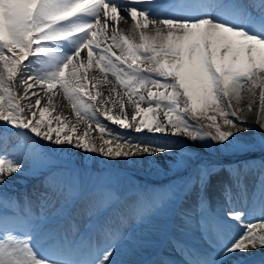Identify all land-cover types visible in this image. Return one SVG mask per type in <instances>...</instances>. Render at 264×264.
I'll return each instance as SVG.
<instances>
[{"label": "snow or ice", "instance_id": "obj_1", "mask_svg": "<svg viewBox=\"0 0 264 264\" xmlns=\"http://www.w3.org/2000/svg\"><path fill=\"white\" fill-rule=\"evenodd\" d=\"M246 98L248 112L258 100L259 132L236 106ZM0 131L18 138L0 152V186L14 174L40 180L31 193L0 190V264H129L114 255L121 241L129 255L142 244L123 229L165 200L182 205V237L208 244L171 237L184 264H264V0H0ZM197 146L237 158L218 179L228 207L210 206L220 166ZM68 148L114 163L174 155L173 172L194 171L154 205L145 190L114 223L100 220L115 195L96 189L82 230L71 219L85 198L80 177L52 165Z\"/></svg>", "mask_w": 264, "mask_h": 264}, {"label": "bare ground", "instance_id": "obj_2", "mask_svg": "<svg viewBox=\"0 0 264 264\" xmlns=\"http://www.w3.org/2000/svg\"><path fill=\"white\" fill-rule=\"evenodd\" d=\"M130 27H131L130 21H127V22L121 21L119 24L120 29L127 30ZM248 99L249 98H246L241 104L236 105V106L245 108V112L242 113V115H245L248 123L251 124L252 127H254L256 129V131L259 132V126L256 124L259 103L257 100V103L253 105V111L248 112L247 108H246V105L248 103ZM64 103H66V101ZM66 111H67V109H66ZM111 126L113 128H117V130H119V131H126V130L118 129V126H115V125H111ZM240 135L244 138H248L247 133H241ZM130 136H132V135H130ZM159 137H161V136L159 135ZM162 138L169 139V141L170 140L175 141V139H176L175 137H172L174 139L167 138V137H162ZM158 142L163 143L164 141L158 140ZM189 142L190 141H184V145H186ZM5 144L7 145L8 151L11 152L13 147L18 144V138L16 136H6L5 137V136H2L1 132H0V146H1L0 152H3ZM190 145H191V142H190L189 146ZM58 155H63L64 157H68V156L72 157L73 159H75L77 162H80V163L91 162L95 166H101L103 164V162H108L111 165H115V166H118L121 168H125V167L133 168V169L139 168L142 170H147V169L151 168L154 165L152 163L153 160L155 161V164L158 163L161 166L165 167L166 170H170V168L168 167V162L173 161V159H174V155H169V156L156 155L155 157L144 156L142 158H132V160H121L119 162L114 163L110 160H105L104 158H101L99 156H96L94 158L91 156H86L83 152L74 151L71 148H68L66 153H62V154H58ZM228 172H229V169H225V170L219 172L218 176H213L211 179L210 188H209V198L211 199V201L215 207L217 205L218 199L221 201V203H225L223 198L220 196V187L218 184V179L220 177H223L226 179L228 176ZM39 185H40V180L38 178L22 176L20 174H14L13 176H11L10 178H8L6 180L4 185L0 186V190H6L8 192H15V193L28 191L29 193H31L33 191V189L38 188ZM234 198H236V197H234ZM234 198H233V205L238 207V208H241L242 203L244 201L242 199L238 200V199H234ZM88 200H89V198L87 200H85L84 204H79V206L77 205L78 207H76V209H74L73 213H71V219H73L74 217H78L80 219V220L76 221L77 224H84V222L87 221L85 219L83 221L82 218L84 216L88 215L87 211H86ZM193 202H194V198L190 197L189 205L192 204ZM129 203H131V201ZM148 203L151 204V199L148 200ZM226 205L227 204L225 203V206ZM75 210H77V211H75ZM126 211H127V209H125L123 212H126ZM110 222L114 223L115 219H112V221H110ZM74 223H75V221H74ZM200 249L201 250H209L208 246H204L203 248H200ZM170 252L173 254L175 259L177 258V256L181 258L180 254L173 253L171 250H170ZM130 257H132V256L128 254L125 258H130Z\"/></svg>", "mask_w": 264, "mask_h": 264}, {"label": "rangeland", "instance_id": "obj_3", "mask_svg": "<svg viewBox=\"0 0 264 264\" xmlns=\"http://www.w3.org/2000/svg\"><path fill=\"white\" fill-rule=\"evenodd\" d=\"M198 121L205 123L203 119L198 120ZM248 138L250 137L248 136ZM207 150H209L211 153L215 152L212 149H207ZM220 154H224V153H220ZM146 172L151 175L150 177H154L160 180H162L163 178H166L167 176H171L174 173L171 169L166 170L165 167L161 166L158 163L154 164L151 168L147 169ZM87 176H88L87 180L85 181V184L83 185L86 188V192H89L90 195L88 194L86 198L91 197L92 194L95 192V190L98 188L102 187V188L108 189L110 181L104 180V178L99 175H96L95 177L90 176V175H87ZM116 181L117 182H116L115 188L118 189V192L120 194L126 195L134 191V186H131L129 183L121 182V181H118L117 179ZM135 190L139 191L137 189ZM163 190L164 189H162V191H159V192L165 193L166 191H163ZM139 196L141 195L131 193L130 197L127 200L132 201L134 198L139 197ZM189 201H190V197L188 198L186 203L183 205V207H187ZM125 206L127 207L128 203ZM177 208L182 210V205L179 202L175 203L174 206L166 207L164 210H161L160 215L151 216V220L149 222H147L144 225L138 226L132 231V235L130 236V238L134 241L140 242L142 244V247L134 254H131V256L141 257L146 252L147 254H149L157 250V248L160 246V241L163 240L164 238L165 229L169 225H170V228H172V232L174 233L176 237H181L182 239H186L187 242L194 243L195 245H197L198 248H201L204 246L202 242V238H200L198 233H196L194 237H182L181 232L179 231L180 214L176 215L175 213L176 211H178ZM212 208L214 209L215 207L212 206ZM171 214L173 215V218H169V215ZM147 239H154L159 243L150 244L146 242ZM164 239H166V237ZM128 247L129 245L127 243L120 246L119 253L114 254L118 260H121V261L127 260V258L125 257L128 255L126 252V249Z\"/></svg>", "mask_w": 264, "mask_h": 264}]
</instances>
